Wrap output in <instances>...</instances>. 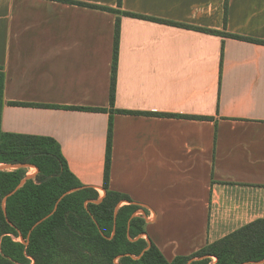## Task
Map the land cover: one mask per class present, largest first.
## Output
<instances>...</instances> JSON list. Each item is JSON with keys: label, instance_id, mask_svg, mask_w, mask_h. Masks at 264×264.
I'll list each match as a JSON object with an SVG mask.
<instances>
[{"label": "crops", "instance_id": "1", "mask_svg": "<svg viewBox=\"0 0 264 264\" xmlns=\"http://www.w3.org/2000/svg\"><path fill=\"white\" fill-rule=\"evenodd\" d=\"M76 1L134 15L0 0L2 131L55 139L103 196L111 119L108 189L143 205L141 236L167 260L264 220V44L203 31L264 41V0H228L225 24L224 0Z\"/></svg>", "mask_w": 264, "mask_h": 264}, {"label": "trees", "instance_id": "2", "mask_svg": "<svg viewBox=\"0 0 264 264\" xmlns=\"http://www.w3.org/2000/svg\"><path fill=\"white\" fill-rule=\"evenodd\" d=\"M58 1L134 15L98 4ZM120 3L121 0H117L118 6ZM227 4L228 0H224V24ZM203 31L264 44L263 40L214 29ZM118 39L119 17L114 30L110 107H113L115 97ZM4 77L0 66V119ZM111 135L110 119L102 184L104 195L99 199L95 188L82 185L70 172L55 139L4 132L0 127V164H24L12 169L0 168V264H209L208 257L191 259L203 255L216 256L214 264H264L258 263L264 259V220L245 225L190 255L165 259L150 240L141 236L145 233L146 221L142 215L134 214L143 211V205L108 189ZM29 166H34L36 172L27 177ZM23 179L24 182L20 184ZM6 195L4 213L2 198ZM122 200L128 202L119 206L115 213L116 206ZM17 237L22 240L13 239Z\"/></svg>", "mask_w": 264, "mask_h": 264}, {"label": "rangeland", "instance_id": "3", "mask_svg": "<svg viewBox=\"0 0 264 264\" xmlns=\"http://www.w3.org/2000/svg\"><path fill=\"white\" fill-rule=\"evenodd\" d=\"M0 167H2V168H7V167H9V165H6V164H0ZM35 172H36V168L34 167V166H29L28 167V171H27V176H32V175H34L35 174ZM6 196H4L3 198H2V206H3V202H4V198H5ZM102 196H99V199L101 198ZM17 240H22L21 238H18ZM25 243H26V241H25ZM205 257H208L209 258V264H214V263H216V261H217V257L216 256H214V255H203V256H199V257H195V258H191V259H201V258H205Z\"/></svg>", "mask_w": 264, "mask_h": 264}, {"label": "water", "instance_id": "4", "mask_svg": "<svg viewBox=\"0 0 264 264\" xmlns=\"http://www.w3.org/2000/svg\"><path fill=\"white\" fill-rule=\"evenodd\" d=\"M24 166V164H17V165H10V166H12V167H18V166ZM0 168H2V167H0ZM28 177V176H27ZM24 180L25 179H23L21 182H20V184L21 183H23L24 182ZM20 184L19 185H17L15 188H14V190L13 191H15L19 186H20ZM13 191H11V192H13ZM10 194V193H9ZM8 195H6V197H7ZM6 197L4 198V202H3V210H4V213H5V199H6ZM101 199V198H100ZM115 213H116V211H115Z\"/></svg>", "mask_w": 264, "mask_h": 264}]
</instances>
